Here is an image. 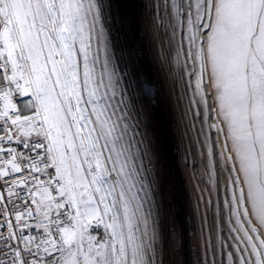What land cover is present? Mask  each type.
I'll return each mask as SVG.
<instances>
[{"label": "snow or ice", "instance_id": "6c2138e0", "mask_svg": "<svg viewBox=\"0 0 264 264\" xmlns=\"http://www.w3.org/2000/svg\"><path fill=\"white\" fill-rule=\"evenodd\" d=\"M169 6L177 62L181 50L192 60L181 71L200 95L195 116L225 137L206 152L227 184L205 203L223 193L231 225L217 248L208 241L211 264H264V0ZM101 15V0H0V264H157L159 226L150 231L138 188L143 141L117 101Z\"/></svg>", "mask_w": 264, "mask_h": 264}, {"label": "rangeland", "instance_id": "374dc122", "mask_svg": "<svg viewBox=\"0 0 264 264\" xmlns=\"http://www.w3.org/2000/svg\"><path fill=\"white\" fill-rule=\"evenodd\" d=\"M101 5L109 67L118 73L117 87L123 93L117 101H125L120 107L127 114V122L137 126V141H143L138 143L137 166L142 181L138 187L144 214L151 213L149 228L152 221L159 226L157 264L163 260L165 264H211L208 241L217 248L218 238L229 239L231 227L226 223L227 209L220 204L223 193L219 199L213 195L211 205L205 203L211 185L227 184V174L219 170L223 161L214 160L215 175H210L206 155L209 146L214 152L223 149L224 134L209 132L207 123L195 116L197 111L203 114L200 95L195 93L194 81L181 71L185 66L190 71L192 60L181 50L177 62L179 35L174 41L171 30L159 20L162 13L157 7L147 8L142 0H101ZM147 10L156 14L157 23L163 26L154 38ZM92 43L95 50L97 41ZM99 55L103 61V46ZM101 70L98 64L97 72ZM204 82L212 116L209 122L220 126L213 108V89L207 87L208 73ZM111 179L117 180L116 175ZM216 263L221 264L219 256Z\"/></svg>", "mask_w": 264, "mask_h": 264}, {"label": "bare ground", "instance_id": "6f19581e", "mask_svg": "<svg viewBox=\"0 0 264 264\" xmlns=\"http://www.w3.org/2000/svg\"><path fill=\"white\" fill-rule=\"evenodd\" d=\"M142 2H143V4L146 5L147 8L148 7L149 8H154V7L156 8L157 7V11L159 10L160 13H162L161 17H159V20L160 21L162 20V22L164 23L163 26L167 28L168 25L170 24V20H171V7L169 6V8L167 10L165 9L166 0H142ZM168 2H169V5H170V0H168ZM125 5H126V3H124V5H122L123 6V10H126V6ZM141 5H142V3H141ZM146 12L148 14L149 11L147 10ZM130 13H131V11H130ZM148 16H150V18L152 19L153 25L150 26V30H151V35L154 38V36L156 34L158 35L161 32V29H162L163 26L161 27V24L157 23L158 22V18H157L156 14L154 15L153 13H151V14L149 13ZM168 29H170V28L168 27ZM169 77H170V72H169ZM177 98H178V96H177ZM138 186H139V184H138ZM140 187H138V188H140ZM150 231H151V229H150ZM163 264H165V260H163Z\"/></svg>", "mask_w": 264, "mask_h": 264}, {"label": "built area", "instance_id": "2783aa9c", "mask_svg": "<svg viewBox=\"0 0 264 264\" xmlns=\"http://www.w3.org/2000/svg\"><path fill=\"white\" fill-rule=\"evenodd\" d=\"M100 231L103 232V227H101ZM95 234H96V232L93 231V235H95ZM199 260H200V259H199ZM201 261H202V260H201ZM216 264H217V263H216Z\"/></svg>", "mask_w": 264, "mask_h": 264}]
</instances>
